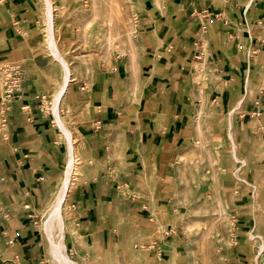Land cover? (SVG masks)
<instances>
[{
	"label": "rangeland",
	"instance_id": "obj_1",
	"mask_svg": "<svg viewBox=\"0 0 264 264\" xmlns=\"http://www.w3.org/2000/svg\"><path fill=\"white\" fill-rule=\"evenodd\" d=\"M56 1L63 3L66 0ZM77 1L82 6L78 8L83 13L81 19L73 16L69 22L60 25L64 16L56 17L57 45L65 43L66 39L76 40L68 49L60 48L61 55L68 57L73 51L79 53L75 59L72 87L67 89L69 93L71 90L74 93L73 86H81L86 76L95 79V75L106 72V68L111 71L115 64L121 66L126 55L134 56L141 21L133 0H115L116 5L111 7L106 0H96L94 12L87 0ZM35 6L36 25L28 32L32 37L31 48L25 49L22 33L26 31L17 29L19 56L12 60L0 59V102L4 101L0 104V139L10 138L7 122L11 117V99L4 93L10 80H5L4 69L6 66L12 70L16 68L19 72L12 71L11 76L20 77L31 68H27L26 62L31 60L33 63L39 58L38 65L44 66V70L32 68L38 79L46 80L47 92H40L35 104H24L27 108H20V111L40 114L51 121L57 140H60L61 155L58 168L48 177L38 205L21 204L33 215L34 223L44 237V264H57L43 223L59 191L67 162L66 140L54 121L51 107L62 85L63 73L61 64L50 55L45 43L44 1L36 0ZM135 12L137 20H134ZM131 41L135 43L133 46ZM201 68L206 69L204 65ZM69 93L59 102L60 113L66 127L72 131L80 161L78 171L81 172L62 211L66 252L71 259L79 264H264V159L259 154L263 148L258 138L249 132L257 128L251 123L242 127L235 122V119L239 120L236 112H243L242 108H225L223 104H217L214 96L206 98L202 95V106L206 111L201 110L189 123H180L181 129L173 139L170 135L163 136L157 141L158 145L144 150L139 148L134 154L139 158L132 159L136 168L131 170L128 159L111 156L95 160L86 156L83 134L90 126L96 130L94 122L106 107L92 109L90 106L86 114L74 118L71 115L74 108L69 106L74 98ZM43 95L46 97L42 98ZM207 101H210L209 109ZM132 102L139 100L133 98ZM115 104L119 105V102L115 101ZM121 107L126 108V105ZM125 114V120L135 118L139 122L136 116L148 118L144 116L147 113L132 107ZM228 131L233 135L235 148ZM111 135L118 141L116 132L106 133L108 137ZM99 168L102 174L98 173ZM98 182L102 183L101 195L97 196L95 190L91 192L88 188L85 192L89 198L94 195V204L96 198L103 200L104 213H109V226L113 229L110 236L100 225L92 231L90 225L75 219L70 204L71 194L77 188L85 189L88 185L94 188ZM243 201L249 205L245 206ZM255 201L257 205H252ZM221 209L225 213L218 220ZM71 228L80 235L73 236Z\"/></svg>",
	"mask_w": 264,
	"mask_h": 264
},
{
	"label": "crops",
	"instance_id": "obj_2",
	"mask_svg": "<svg viewBox=\"0 0 264 264\" xmlns=\"http://www.w3.org/2000/svg\"><path fill=\"white\" fill-rule=\"evenodd\" d=\"M35 2L0 0V59L19 56L17 29L26 31L22 34H27L32 43L28 32L36 25ZM133 3L141 20L133 56L135 76H131L126 55L121 66L115 64L111 71L106 68L95 79L86 76L82 80L84 88L77 85V89L74 85V93L64 89L62 94V98L69 93L74 99L88 101L92 109L106 107L94 122L96 130L90 126L83 134L86 156L95 160L111 156L128 159V166L135 170L132 159L139 158L134 156L139 148L158 145L163 136L170 135L173 139L181 129L180 123H189L201 110L206 111L202 106L203 95L214 96L217 102L218 96L225 108H242L243 112H236L239 120L235 122L242 127L251 123L257 128L249 132L252 137H259L263 148L259 154L264 159V0H133ZM23 41L29 50L25 38ZM40 60L26 62L27 68H31L22 72L17 90L8 96L12 117L7 122L10 138L0 139V264L45 262L44 237L33 215L21 204L38 205L61 155L60 140L51 121L40 114L20 111L24 104H35L40 92H47L46 80L38 79L32 68L44 70V66L38 65ZM203 65L206 73L200 68ZM15 69L14 73L19 72ZM133 98L139 102H132ZM206 106L209 109L210 101ZM58 107L60 110L59 104ZM131 107L147 113L144 116L148 118L136 116L139 122L135 118L123 119ZM105 126L118 134V141L112 135L106 136ZM98 173L102 174L100 168ZM84 182L89 184L88 180ZM87 188L95 190L97 196L103 192L101 182L94 188L90 185L77 188L70 199L75 219L90 225L92 231L100 225L110 236L113 229L109 226V213H104L103 200L96 198L94 204V195L89 198Z\"/></svg>",
	"mask_w": 264,
	"mask_h": 264
},
{
	"label": "bare ground",
	"instance_id": "obj_3",
	"mask_svg": "<svg viewBox=\"0 0 264 264\" xmlns=\"http://www.w3.org/2000/svg\"><path fill=\"white\" fill-rule=\"evenodd\" d=\"M43 1H44V7H45L44 19H45V23H46V27H47L46 34H45V39H46L45 43H46V45L50 51V55L55 60H57L59 62V64H61L62 73H63V77H64L62 80L61 87L59 88L56 95L54 96V102L51 106L52 107V114H53L54 121H55L56 125L59 126V128L62 131V134L66 137L67 146H68L67 147V150H68L67 162L65 163V166H64L61 185H60L59 191H58V193L54 199V203L51 206L50 213L48 214V216L44 220L43 227H44V230L46 231V233L48 234L47 236L49 237V240H50L49 243L51 246L50 249L56 258L57 264H79L78 262L71 259L67 255V252H66V243L64 241V220H63L62 211H63V203L64 202L67 203L66 202L67 197H68L71 189L73 188V186L76 184L77 175L79 173L78 164L80 163V161L78 160L79 158L77 157V153L75 152V142H74V138L71 136L72 131L68 127H66V123L62 119V117L60 115V110L58 107V104L61 100L60 98H62V94H63L64 89H69L70 87H72L73 78L75 77V74H76L75 59L79 56V53L76 51L75 52L73 51L69 54L68 57L62 56L60 53V48L62 50L68 49L70 46H72L74 44V42L76 40L75 39H66L65 43H60V45L58 46L55 39L57 37L56 36L57 35L56 29H57V24H58L56 21L57 16H64L63 23H60V25H64L65 23L69 22L73 16H76V17L81 19V17H83V13L78 10V8H81L82 6L80 3H78L77 0H66L63 3H59L56 0H43ZM87 2L90 4L91 9L94 12L95 7H96V0H87ZM114 2H115V0H106L108 7H111L112 4L116 5V3H114ZM122 9L119 8V10H122ZM111 12H112V10H111ZM114 14H116V13H114ZM24 37H25V41L27 42V45L30 49L31 48V44H30L31 41L29 40L27 34H25ZM134 44H135L134 41H131V45L133 46ZM129 66L131 69V76L134 77L135 76V63H134V59H133L132 55L129 56ZM115 94H118V93L115 92ZM217 98H218V105L222 106L221 100L219 99L218 96H217ZM69 106L71 108H74V112L71 114L74 118L82 117L84 114L87 113V110L90 107L88 101H82L80 99L71 100L69 102ZM121 106H124V105H121ZM135 113H136V111H135ZM105 128H106V133H108V132L110 133L109 126H105ZM253 130H254V128H253ZM228 137L230 138V141L232 142L233 147L235 148L234 138H233L231 131H228ZM252 205H257V202L255 201V203ZM224 213H225L224 209H221L219 212V217L217 219L218 220L221 219L223 217ZM169 221H172L171 218L169 219ZM71 229H72L71 234L73 236L78 234V231H76V229H74V228H71ZM78 235H80V234H78ZM253 238H254V236H252V239ZM104 254H105V252H104ZM257 257H258V255H257ZM172 264H174V263H172Z\"/></svg>",
	"mask_w": 264,
	"mask_h": 264
},
{
	"label": "built area",
	"instance_id": "obj_4",
	"mask_svg": "<svg viewBox=\"0 0 264 264\" xmlns=\"http://www.w3.org/2000/svg\"><path fill=\"white\" fill-rule=\"evenodd\" d=\"M137 13L135 12V16H134V20H137ZM5 73H6V78H5V80H10L9 81V84H6V89H5V96L6 97H8L10 94H13L14 93V91H16L17 90V86H16V80H18V77H12L11 76V72H12V67H10V66H6L5 67ZM13 88H14V90H13ZM82 88H84V85H82ZM46 96L45 95H43L42 96V98H45ZM4 101H2L1 100V102H0V104H4L3 103ZM27 108V106H21V109H24V108ZM2 121L4 122L5 121V117L2 119Z\"/></svg>",
	"mask_w": 264,
	"mask_h": 264
}]
</instances>
